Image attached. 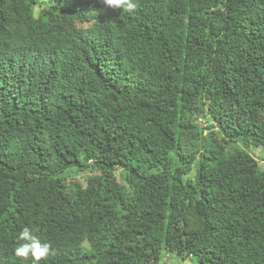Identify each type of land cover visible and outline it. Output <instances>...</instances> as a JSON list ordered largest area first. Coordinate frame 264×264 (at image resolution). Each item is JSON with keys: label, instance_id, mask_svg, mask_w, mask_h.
<instances>
[{"label": "trees", "instance_id": "1", "mask_svg": "<svg viewBox=\"0 0 264 264\" xmlns=\"http://www.w3.org/2000/svg\"><path fill=\"white\" fill-rule=\"evenodd\" d=\"M134 2L0 0V264H264V0Z\"/></svg>", "mask_w": 264, "mask_h": 264}, {"label": "clouds", "instance_id": "2", "mask_svg": "<svg viewBox=\"0 0 264 264\" xmlns=\"http://www.w3.org/2000/svg\"><path fill=\"white\" fill-rule=\"evenodd\" d=\"M98 2L106 9H120L124 12H133L137 7L134 0H98ZM18 241L14 249V257L19 261L31 260L32 264H40L41 261L56 255L53 244L49 241H42L28 227L21 230Z\"/></svg>", "mask_w": 264, "mask_h": 264}, {"label": "rangeland", "instance_id": "3", "mask_svg": "<svg viewBox=\"0 0 264 264\" xmlns=\"http://www.w3.org/2000/svg\"><path fill=\"white\" fill-rule=\"evenodd\" d=\"M200 123L202 124V121H200ZM251 151H252V154L255 155L257 158L264 157V152H263L262 149H259V150L252 149ZM262 165H264V162H262ZM193 174H194V167L192 168L191 173L188 174V177H192ZM81 176H83V174L72 172V173H70L69 178L81 177ZM164 257H165L166 260L170 259V255L169 254H165ZM185 262H187V261H185ZM184 264H186V263H184Z\"/></svg>", "mask_w": 264, "mask_h": 264}]
</instances>
